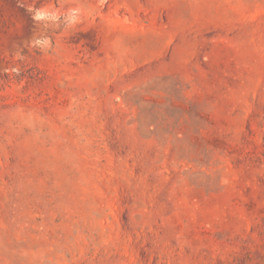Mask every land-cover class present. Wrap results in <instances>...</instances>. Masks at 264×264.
Listing matches in <instances>:
<instances>
[{
  "label": "rangeland",
  "instance_id": "1",
  "mask_svg": "<svg viewBox=\"0 0 264 264\" xmlns=\"http://www.w3.org/2000/svg\"><path fill=\"white\" fill-rule=\"evenodd\" d=\"M0 264H264V0H0Z\"/></svg>",
  "mask_w": 264,
  "mask_h": 264
},
{
  "label": "clouds",
  "instance_id": "2",
  "mask_svg": "<svg viewBox=\"0 0 264 264\" xmlns=\"http://www.w3.org/2000/svg\"><path fill=\"white\" fill-rule=\"evenodd\" d=\"M52 8L50 6H46V7H43L39 10H34L35 11V19L36 20H40V19H44L45 17H47L49 15V12ZM29 11H33V9H29ZM59 14V11L56 10V13H54V15H58ZM47 43V42H46Z\"/></svg>",
  "mask_w": 264,
  "mask_h": 264
}]
</instances>
